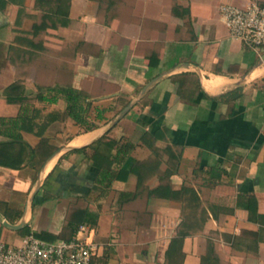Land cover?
Wrapping results in <instances>:
<instances>
[{"label": "crops", "instance_id": "crops-1", "mask_svg": "<svg viewBox=\"0 0 264 264\" xmlns=\"http://www.w3.org/2000/svg\"><path fill=\"white\" fill-rule=\"evenodd\" d=\"M245 3L69 0L66 21L35 0L0 9V117L16 114L2 93L17 85L46 125L20 132L33 166H0V241L70 238L69 218L84 210L98 247L90 264H264V49L232 38L219 14ZM53 87L81 92L95 127L65 116L60 96L35 98ZM47 159L23 226L6 227Z\"/></svg>", "mask_w": 264, "mask_h": 264}, {"label": "trees", "instance_id": "trees-1", "mask_svg": "<svg viewBox=\"0 0 264 264\" xmlns=\"http://www.w3.org/2000/svg\"><path fill=\"white\" fill-rule=\"evenodd\" d=\"M12 0H0V9H4ZM69 0H35L36 6L39 10L43 11L45 16L48 15L53 18L61 17L67 19V7ZM23 11L18 13V18ZM41 90V89H39ZM48 92H52L53 95L47 99L41 92L37 93L35 98L38 101L55 102L56 97L60 96L65 101L64 115L71 118L82 130L89 131L95 127L94 124L89 123L85 119V112L87 104H83V95L81 92L71 87H53L48 88ZM7 104L15 106L17 112L12 117H0V166L17 170L22 165L33 166L35 163L36 151L33 150L28 144H26L22 138L20 132H30L37 136H42V132L46 127L45 124L38 125L34 123V116L39 113L38 110H31L28 113L24 103L28 100L25 91L17 86L12 85L7 87L2 93ZM42 147L47 143L46 139H41ZM131 145L126 143L119 147L120 151H129ZM44 148V147H43ZM102 175H104L102 173ZM247 209L249 218L255 213V204L252 201L247 202ZM85 224L87 226L94 225V217L86 213L84 210H78L74 212L68 221V226L72 230H76L79 225ZM73 231V233H74ZM73 235V234H72ZM69 239V238H67Z\"/></svg>", "mask_w": 264, "mask_h": 264}, {"label": "built area", "instance_id": "built-area-1", "mask_svg": "<svg viewBox=\"0 0 264 264\" xmlns=\"http://www.w3.org/2000/svg\"><path fill=\"white\" fill-rule=\"evenodd\" d=\"M219 14L232 38L247 47L264 49V7L258 0H246L243 7L222 4ZM90 232L82 224L69 239L47 242L28 234L18 246L0 241V264H90L98 248Z\"/></svg>", "mask_w": 264, "mask_h": 264}, {"label": "water", "instance_id": "water-1", "mask_svg": "<svg viewBox=\"0 0 264 264\" xmlns=\"http://www.w3.org/2000/svg\"><path fill=\"white\" fill-rule=\"evenodd\" d=\"M155 81H156V79H153L147 85H145L138 92L136 97L130 103H128V105H126L121 111H119L118 114L113 119H111V121L107 124V127H111L119 119H121L125 115V113L132 107V105L136 102V100L138 98H140ZM52 157L53 156H51L50 158H52ZM49 159H47V161L42 165V167L40 168V170L38 172V175H37V178H36V180L34 182L33 188H32L30 194L27 197V200H26V203H25V206H24V210H23V213H22V217H21L19 223H17L16 225H11V224H8L6 221H3V224L6 227L15 230V229H19V228H21L23 226L24 220H25V216H26L27 212L29 211V209L31 207V204H32V200H33L35 194L37 193V191H38V189L40 187V183H41V180H42V174H43L44 167H45V165H46V163L48 162Z\"/></svg>", "mask_w": 264, "mask_h": 264}]
</instances>
